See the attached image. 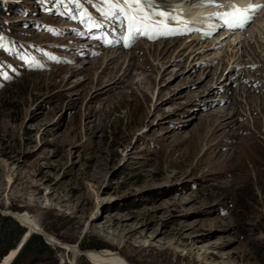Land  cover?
<instances>
[{
    "label": "rangeland",
    "instance_id": "374dc122",
    "mask_svg": "<svg viewBox=\"0 0 264 264\" xmlns=\"http://www.w3.org/2000/svg\"><path fill=\"white\" fill-rule=\"evenodd\" d=\"M0 3V209L130 264H264V10L240 43L171 20L129 47L100 0ZM120 49L135 85L89 102ZM49 247L35 264L89 263Z\"/></svg>",
    "mask_w": 264,
    "mask_h": 264
},
{
    "label": "bare ground",
    "instance_id": "6f19581e",
    "mask_svg": "<svg viewBox=\"0 0 264 264\" xmlns=\"http://www.w3.org/2000/svg\"><path fill=\"white\" fill-rule=\"evenodd\" d=\"M165 1L166 0H161V3L163 5V7L167 11H169V13H172L173 15H175V18L180 20L177 23V25L180 24V26L189 27V28H186L185 30L184 29H180L179 31L173 30L174 34L182 36L181 34L184 35V33H189L190 32L189 36H191L193 34H194L193 36H195L196 32L202 31L199 28L202 27L200 22L202 20H204V14H203L204 11L200 12V9H199L200 6L194 5L198 0H171L170 2L173 3V5H172L173 8L172 9L170 7H168V5L165 4ZM231 1L232 0H224L221 3H222V5H225V7L229 8L228 5H230L229 2H231ZM236 1L239 3L240 6L246 8V6H245V4H243V2H240L239 0H236ZM221 3H219V4H221ZM179 4L180 5L182 4V6L179 7L178 6ZM191 5H194V6L191 8L190 7ZM180 8H183V10L181 11ZM215 8H213V9L215 11H218V9L221 10L223 7H215ZM213 14H214V12H213ZM193 19L197 20V23H192L191 20H193ZM154 20H158V18H155ZM202 28H206L208 30V33H210V32L214 33L216 31L217 32H221V34L224 35L223 39H226V37L227 38L231 37V35L226 36L228 34H226V32L223 31V28L219 29V26H217L216 27L217 29H215V30H212V29H214V25H210V26L202 27ZM162 29L164 30V28H162ZM157 30L158 29L153 30V32H152L153 33V37L152 38H154L156 36V31ZM202 32H204V31H202ZM121 33L125 37L124 30L122 31V29H121ZM157 33H158V31H157ZM169 33H171V32H169ZM173 33H171V35H173ZM165 35L166 34L163 33V36H165ZM245 35L246 34H244V32L242 33V35L241 34L240 35H235V39L238 40V43H240V41L242 39H244L243 37ZM128 37H129L130 43H132V46H134L135 44H138L137 41L141 40V39L140 40L136 39L138 36H133V37L131 36V38H130L129 33H128ZM123 41L126 43V44H124V46L132 47L131 45H129L130 44L129 42H127L126 40H121V42H123ZM147 41H148V39H147ZM204 43L205 42L203 41L201 44H204ZM197 44H199V42ZM161 54L162 53H160L158 55H161ZM110 55H112L111 58H109V60L107 59L108 62L106 60V63L103 65L102 69L100 70L101 71L100 72L101 73L100 76L97 78V80L94 78V81L96 80L94 83L97 86V88L91 93V95L89 97V102L96 101V100H98L101 97L106 96V95H111L112 97L116 98V96H121L122 94H124L123 91L125 89L129 88L130 85H135V84H131L132 78L130 79V77H131V68L135 67V66L133 64H131L129 68H128V66H126V68L122 69V62L120 60H121L122 57H124L123 55H125L124 50L120 49V50H117V52L115 50V52H113ZM137 59L138 60L142 59V62L146 61V59L138 56V57H134V62ZM148 66H150V65L147 62L145 67H148ZM150 69H152V67H150ZM119 70H120V72H119ZM251 76H254V75H251ZM105 77H106V81H104ZM238 78H240V76ZM92 82H89L88 80L85 81V84H84L85 87L90 85ZM136 86H139V85L136 84ZM133 93L134 92H132V94ZM218 118L220 120L221 117H218ZM222 125H224V126H220V124H218L216 127H218V126L224 127V128H230L231 127L230 126L231 123H227V124L225 123V124H222ZM227 135H229L230 139L234 137V135H230L228 133H227ZM209 137L213 138L214 136L211 137V135H210ZM5 211L9 212L8 210H5ZM13 213H15V212H13ZM17 214H19V215H16V216H17L18 220L22 224L28 226L29 228H34V229L36 228L39 231H41L44 234V236H45L46 242L49 243L50 246H52L53 248H60L64 252L72 253L73 255H78V254L81 255L83 253V256L91 264H130L126 260V258L121 256V254L119 252H117V251H111V250H108V249H103V250H98V251H93L92 250V251H85V252L80 251L79 248L76 245H70V244L63 243V242L59 241L57 238H55L54 236L44 232L40 227L37 226V224L30 218V216L28 214H26V213H21V214L17 213ZM55 244H60V245L56 246ZM13 254H14V250L10 251V253L7 256H5L2 261H0V264H7L8 261L11 259Z\"/></svg>",
    "mask_w": 264,
    "mask_h": 264
},
{
    "label": "snow or ice",
    "instance_id": "6c2138e0",
    "mask_svg": "<svg viewBox=\"0 0 264 264\" xmlns=\"http://www.w3.org/2000/svg\"><path fill=\"white\" fill-rule=\"evenodd\" d=\"M60 4H65L66 0H56ZM79 7V0H68ZM101 5L108 7L107 12H102L101 15L113 21L114 30L123 28L128 31L129 36L135 34L146 35L148 30L153 28L158 29L160 25H167L168 21L174 20L175 17L169 13L162 5L161 0H100ZM214 5L217 7H225V5L217 4L216 0H205V5ZM232 11L226 12L223 15L217 13L215 18L222 21V27L226 29H235L243 27L250 23L252 17L249 13L258 12L264 5L249 4L247 9H237L234 5H228ZM77 16L87 19L94 28H100L101 24L97 23L88 12L82 9L77 13ZM154 17L160 19L154 20ZM91 30V29H89ZM151 38V37H148ZM7 41L0 36V49H6Z\"/></svg>",
    "mask_w": 264,
    "mask_h": 264
},
{
    "label": "trees",
    "instance_id": "16d2710c",
    "mask_svg": "<svg viewBox=\"0 0 264 264\" xmlns=\"http://www.w3.org/2000/svg\"><path fill=\"white\" fill-rule=\"evenodd\" d=\"M3 6L0 3V7ZM11 211H21L17 208H10ZM26 229L19 226V224L11 217H4L0 215V261L7 256L10 251L15 250L20 239L25 234ZM102 245H96L89 249H101ZM86 250V248H81ZM43 252H50V247L43 241L39 235H31L26 244L18 251L10 264H24L25 256L32 255L34 260L30 264H35L37 256ZM79 264H91L82 260Z\"/></svg>",
    "mask_w": 264,
    "mask_h": 264
},
{
    "label": "water",
    "instance_id": "95a60500",
    "mask_svg": "<svg viewBox=\"0 0 264 264\" xmlns=\"http://www.w3.org/2000/svg\"><path fill=\"white\" fill-rule=\"evenodd\" d=\"M0 215L5 216V217H11V218H13L16 222H18V223L20 224V226H22L23 228L26 229V232H25V234L23 235L21 242H20L19 245L15 248V250H14V254L12 255L11 259L8 261L7 264H10V263H11V261L13 260V258H14V257L16 256V254L18 253L19 249L24 245L25 241H26V240L28 239V237H29L30 235H32V234H35V235H39V236H41V237L43 238L44 242H45L47 245L50 246V244L46 242L44 234H43L41 231H39L38 229H36V228H35V229H34V228H29L28 226L22 224V223L18 220V218H17L16 215H19V214H17L16 212H15V213H13L12 211L6 212V211L0 209ZM55 245H56V246H59L60 244H55ZM51 247H52V246H51ZM9 253H10V252H9ZM81 253H82V252H81ZM81 255L83 256V253H82ZM4 257H5V256H4Z\"/></svg>",
    "mask_w": 264,
    "mask_h": 264
}]
</instances>
